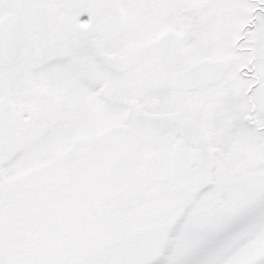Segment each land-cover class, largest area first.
Listing matches in <instances>:
<instances>
[{"label":"snow or ice","instance_id":"1","mask_svg":"<svg viewBox=\"0 0 264 264\" xmlns=\"http://www.w3.org/2000/svg\"><path fill=\"white\" fill-rule=\"evenodd\" d=\"M0 264H264V0H0Z\"/></svg>","mask_w":264,"mask_h":264}]
</instances>
